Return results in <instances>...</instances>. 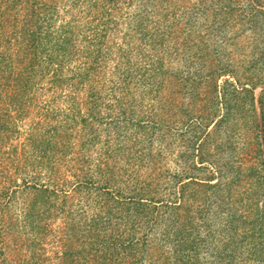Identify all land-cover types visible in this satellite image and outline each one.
Wrapping results in <instances>:
<instances>
[{"label":"rangeland","instance_id":"obj_1","mask_svg":"<svg viewBox=\"0 0 264 264\" xmlns=\"http://www.w3.org/2000/svg\"><path fill=\"white\" fill-rule=\"evenodd\" d=\"M55 2L72 44L10 111L0 264H264V0Z\"/></svg>","mask_w":264,"mask_h":264},{"label":"trees","instance_id":"obj_2","mask_svg":"<svg viewBox=\"0 0 264 264\" xmlns=\"http://www.w3.org/2000/svg\"><path fill=\"white\" fill-rule=\"evenodd\" d=\"M52 1L55 2V0ZM52 1L3 0V3L0 2L6 9L1 12L0 17V42L4 43L5 47L12 49L10 54L5 52L0 53V145H2L4 140H8L9 127L11 128L13 125V119L10 116L12 112L10 111L23 113L29 107L32 101L30 95H32L38 85L35 82L36 78L40 76V78L44 79L50 74L51 68L54 66L60 70L67 52L70 50L73 29L70 23L59 28L55 27L52 14V10H54ZM75 2L77 4L79 0H75ZM7 10L12 11V14H5L4 12ZM54 72L56 74L58 71L54 70ZM39 148L40 145L34 146L33 150L35 151ZM35 167L34 161H31V163L25 162L16 171V175H31L30 173H33ZM28 177L36 180V176ZM28 182L27 180L22 181L20 193H24L23 189L26 188L31 192L37 191L36 184L34 183L30 186ZM15 186L20 188L15 182H12L10 186H1L0 196L11 201L12 195L17 192L11 191L9 193L8 189ZM46 192L47 190L40 191L41 194H45ZM46 203L44 201L42 204L46 205ZM6 204L7 202L2 207H7ZM35 206V201H32L30 209L24 212L23 221L39 220L40 214L35 209ZM5 209L6 216H0V232L6 229L4 238L5 235L8 237V235L13 233V230L12 232L9 231L11 230L10 227L14 226V221H11L12 217L9 215V208ZM48 211L49 208L47 207L42 212V215L44 213L48 214ZM1 241L3 243V239ZM37 242L34 240L26 244V252L29 251L31 254L30 264H39L40 261L38 254L34 253L32 249L34 248L36 251L37 245H40V242ZM20 248L21 253H23V247ZM17 256L21 257L22 255L17 253ZM1 264H6L5 260H2ZM25 264H28V261Z\"/></svg>","mask_w":264,"mask_h":264}]
</instances>
